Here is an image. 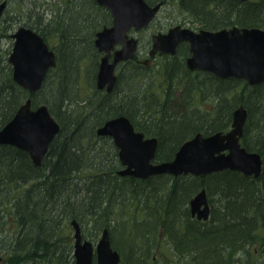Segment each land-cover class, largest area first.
Listing matches in <instances>:
<instances>
[{"label": "trees", "instance_id": "trees-1", "mask_svg": "<svg viewBox=\"0 0 264 264\" xmlns=\"http://www.w3.org/2000/svg\"><path fill=\"white\" fill-rule=\"evenodd\" d=\"M146 1L176 4L183 24L196 30L264 28V0ZM76 2L82 11L70 10ZM63 3L51 10L50 20L40 16L30 24L58 57L41 90L19 86L8 59H0V129L28 97L34 106L47 104L61 126L40 166L28 152L0 143V234L4 210L17 225L1 264H74L72 244L63 237L73 219H88L98 233L108 228L121 264H153L159 244L165 246L160 256L169 260L166 264H264V168L259 177L228 169L200 176H119L118 149L111 137L97 134L106 120L125 114L137 130L158 138L156 162L171 160L196 133L228 129L234 108L242 103L249 109L242 144L264 155V83L250 86L190 71L184 58L188 45L182 44L176 56L159 57L154 67L137 63L136 54L121 65L112 92L99 90L102 54L95 46L96 32L112 23V14L97 0ZM155 75L162 79L163 99L154 88ZM52 76L56 83L48 88ZM84 77L92 84L86 93ZM124 81L128 84L121 88ZM199 95L215 101L221 121L201 116ZM183 107L190 112L181 114ZM203 188L212 203L207 221L193 217L189 207ZM129 213L128 222L122 217Z\"/></svg>", "mask_w": 264, "mask_h": 264}, {"label": "water", "instance_id": "water-1", "mask_svg": "<svg viewBox=\"0 0 264 264\" xmlns=\"http://www.w3.org/2000/svg\"><path fill=\"white\" fill-rule=\"evenodd\" d=\"M97 2L110 10L113 16L112 25L99 30L95 39L96 47L104 53L97 73V87L111 92L117 83V66L132 59L138 49V39L131 37L130 32L147 28L162 8L163 1L155 5L146 0ZM6 5L7 1L0 4V17ZM12 36L16 38L9 56L13 78L22 88L30 92L39 91L49 70L57 66L56 53L42 35L31 28L20 27ZM182 43L189 45L190 55L186 63L191 70L208 71L220 78L243 79L252 86L264 83V28L235 25L217 30H195L177 24L167 32L152 35L149 58L153 59L157 54L175 55ZM118 44L122 46L117 48ZM142 62L147 64L149 59ZM247 118L248 111L240 104L233 112L230 130L209 135L198 132L180 145L173 159L160 162L155 161L158 138L146 137L127 115L109 118L98 127L97 134L112 137L122 165L118 173L122 176L139 179L162 174L200 176L229 169L258 177L263 170L262 155L247 150L240 141ZM60 129V123L49 106L41 104L34 108L32 97H29L0 129V143L28 152L33 163L40 166ZM190 210L192 216L200 220L210 218L211 205L206 188L190 200ZM71 225L74 229V264L121 263L122 255L113 247L108 228L94 243L84 238L77 219H73Z\"/></svg>", "mask_w": 264, "mask_h": 264}, {"label": "rangeland", "instance_id": "rangeland-1", "mask_svg": "<svg viewBox=\"0 0 264 264\" xmlns=\"http://www.w3.org/2000/svg\"><path fill=\"white\" fill-rule=\"evenodd\" d=\"M61 3H63V0H8L6 18H8V17L10 18L11 16L16 15L17 17H19L18 21L23 23L29 19L28 15H27L28 13L32 12V14H36L37 12H40V13L45 12L46 20L48 21L53 17V13H51V10L57 9V7L59 5H61ZM83 7L88 8V5L84 4ZM78 8L81 9V11H82V5L79 4L78 2H76L75 4H73L70 7V10L75 12V10H77ZM179 9L180 8H178L176 6V4H172V3L167 4L161 8L157 17L155 18V20L151 23V25L149 27L145 28L144 30H142L140 32H136L134 30H132L130 32L132 35L138 36L140 38L141 42H140V46H139V50H138L139 57H141V58L149 57L148 51L151 47V43H152L151 38H152L153 34H155L157 32H166L171 26H174L177 24H183V18L180 14ZM4 23H6V21ZM8 26H9V24L3 25V27H6V29L8 28ZM18 26H19V24L15 25V23H14L13 24L14 28L12 30L8 29V31H6V35H4L0 38V53H1L0 56H2L3 59H6V58L8 59L10 56V53L12 51L13 39L8 35L11 32H14ZM187 26H189V25H187ZM51 44L52 43H50V45ZM188 56H189V54L185 55L184 58L186 59ZM160 61H161V59L158 58V56H157L155 58V60L152 62L151 66L154 67L155 62L159 63ZM121 67L122 66L118 67L116 70L118 75H120V72L122 70ZM152 70H155V69H152ZM125 72H127V70ZM54 78L55 77L52 76V79H51L50 84L48 85V88H50V87L54 88V84L56 83V79H54ZM155 78H156V84L154 85V88L157 91L159 97L163 99L164 93H163V89H162V85H161L162 79L159 75H155ZM83 80H85V86L88 85V88L87 89L85 88L86 91H84V93H86L87 91L90 90L92 84L90 85V82H88L87 79H85V77ZM126 84H128V83L124 81L121 85V88L123 86H126ZM208 86H209V84H208ZM48 88H46V90ZM97 89H99V88L97 87ZM99 90L104 91V89H99ZM207 91L209 92V94H207V97H211L210 93H213L212 90L208 89ZM49 92H50V89H49ZM199 99L200 100L197 99V104H199V108H201L203 110L209 103H211L213 105L215 103V101L213 99H211V98L203 99L200 95H199ZM180 109H182V108H180ZM184 133L185 132H183V131L177 132L175 134L176 140L179 141L180 138L184 135ZM212 198L214 199V202H215L216 196L213 195ZM215 204H216V202H215ZM189 207H190V203H189ZM3 214H4V216H3L4 226L2 228L3 233L0 234V237L2 238V241H3V243H2L3 248H5V251H6L7 247L9 246V241H8L9 238L8 237H14L15 235H17V225H16V222L13 220V218L10 216V213L7 209L4 210ZM131 216H133V214L129 213L128 215H124L122 218L126 219L129 222L132 220V218H130ZM195 217L197 218V216H195ZM1 221H2V219H1ZM80 224H81V229H82V233H83L84 238H87V239L93 241L94 243H96L98 241L99 237H101L102 232L100 231L98 233V231H96V229L93 227V225L90 223V221H88V219L81 221ZM1 227H2V225H0V229H1ZM114 235L115 236L117 235L118 239L120 238L119 233H117L116 231H114L113 236ZM63 237H66L67 240H70V242L72 244V248H73V245H74V229H73V226L71 225L70 221L68 222V228H66L65 235ZM163 246H161L159 244V248H158L156 254L154 255V263L153 264H166L169 261V260H167L166 257L160 256V252L165 247V246L164 247ZM0 253L2 254V251Z\"/></svg>", "mask_w": 264, "mask_h": 264}, {"label": "flooded vegetation", "instance_id": "flooded-vegetation-1", "mask_svg": "<svg viewBox=\"0 0 264 264\" xmlns=\"http://www.w3.org/2000/svg\"><path fill=\"white\" fill-rule=\"evenodd\" d=\"M3 1H7V5H6V7H5V9H4V12H3V14H2V16L0 17V38L2 37V36H4V35H6V31H8V29L9 30H12L14 27H13V24L15 23V25H18L19 24V26L16 28V30L14 31V32H11L8 36H10L12 39H13V46H12V51H13V49H14V45H15V42H16V38L15 37H13L12 36V34H14L17 30H19V28L20 27H27V28H31V29H33V30H35L34 28H32L31 26H30V22H33L36 18H38L39 19V17L40 16H43V20L44 21H46V15H45V12H42V13H40V12H37L36 14H32V12L31 13H28L27 15H28V17H29V19L28 20H26L25 22H23V23H21V22H19L18 21V19H19V17H17L16 15H13V16H11L10 18L8 17V18H6V11H7V7H8V0H1L0 1V4L3 2ZM98 3V2H97ZM99 4V3H98ZM104 7V6H103ZM112 19H113V16H112ZM6 21V23H4ZM112 23H113V20H112ZM112 23L110 24V25H106V26H111L112 25ZM7 24H9V26H8V28L6 29V27H3V25H7ZM105 27V26H104ZM104 27H102L101 29H103ZM100 29V30H101ZM36 32H38L37 30H35ZM99 31V30H98ZM97 31V32H98ZM97 32H96V34H97ZM39 33V32H38ZM40 35H42L41 33H39ZM130 36L132 37V36H134V35H132L131 33H130ZM42 37L44 38V36L42 35ZM134 37H136L137 39H138V46H140V38L138 37V36H134ZM45 39V38H44ZM96 39V38H95ZM151 40H152V38H151ZM45 41H46V39H45ZM48 44H49V47L51 48V49H53L54 51H55V49L53 48V46L52 45H50V43L48 42V41H46ZM152 44V43H151ZM183 44H186V43H183ZM96 46V45H95ZM122 46V44H118L116 47L117 48H120ZM97 48V47H96ZM98 49V48H97ZM188 50H189V45H188ZM12 51H11V53H12ZM99 51V50H98ZM100 52V51H99ZM113 52L114 51H112V54H111V57H110V60H112V58H113ZM10 53V54H11ZM55 53H56V51H55ZM101 54H102V56L104 55V53L103 52H100ZM1 54V53H0ZM137 55H138V52H137ZM189 55H190V51H189ZM164 56H167V54L166 55H162L161 57H164ZM169 56V55H168ZM56 57H57V53H56ZM135 58V57H134ZM0 59H2L1 58V56H0ZM8 60H9V58H8ZM101 60V59H100ZM132 59H130V60H127V61H123V62H120V64L117 66V68L118 67H120L122 64H124V63H126V62H128V61H131ZM136 61H137V63H139V64H143V63H141L140 61H139V58H136ZM154 60H150L149 59V62H147V65H149V66H151L152 65V62H153ZM9 63H10V61H9ZM11 64V63H10ZM146 64V63H145ZM57 65H58V57H57ZM187 65V64H186ZM11 67H12V76H13V65L11 64ZM57 67V66H56ZM55 67V68H56ZM187 67V66H186ZM55 68H52V69H50L49 70V72H48V74H47V76L49 75V73L53 70V69H55ZM117 68H116V70H117ZM188 69V68H187ZM188 70H190V71H193V72H201V73H205V74H210V75H213V76H215V77H217V78H219V79H226V78H220V77H218V76H216L215 74H213V73H211V72H208V71H204V70H191V69H188ZM117 73V72H116ZM47 76L45 77V80H46V78H47ZM117 77H118V74H117ZM234 79H236V78H234ZM238 80H241V79H238ZM243 80V79H242ZM245 81V80H244ZM45 82V81H44ZM117 82H118V78H117ZM117 84V83H116ZM43 88V87H42ZM41 88V89H42ZM40 89V90H41ZM26 90V89H25ZM28 91V90H27ZM28 92H30V91H28ZM36 92H38V91H36ZM241 104V103H240ZM240 104H238L237 106H239ZM236 106V107H237ZM213 107H214V105L213 104H211V103H209L205 108H204V110H207V111H209V110H212L213 109ZM235 107V108H236ZM234 108V109H235ZM249 116V115H248ZM247 120H248V118H247ZM232 121L233 120H231V123H230V126L228 127V129H226V130H222V131H224V132H226V131H228V130H230L231 129V127H232ZM246 123H247V121H246ZM245 126H246V124H245ZM221 131V130H220ZM244 133H245V128H244ZM152 137V136H151ZM243 137H244V134H243V136L241 137V139H240V141H241V143H242V139H243ZM243 145V144H242ZM248 150V149H247ZM250 151V150H249ZM263 168H264V161H263ZM229 170V169H228ZM208 197H209V195H208ZM209 202H210V205H211V209H212V203H211V200H210V198H209ZM4 258V257H3ZM3 261V260H2Z\"/></svg>", "mask_w": 264, "mask_h": 264}, {"label": "bare ground", "instance_id": "bare-ground-1", "mask_svg": "<svg viewBox=\"0 0 264 264\" xmlns=\"http://www.w3.org/2000/svg\"><path fill=\"white\" fill-rule=\"evenodd\" d=\"M153 100L151 99V100H149V103H147V104H150L151 105V108H152V105H153ZM244 105V104H243ZM245 106V105H244ZM246 107V109H247V111H248V115H249V109H248V107L247 106H245ZM235 110V109H234ZM234 110H233V112H234ZM187 112H190L189 111V109L187 108V107H183L182 109H181V114H187ZM200 114H201V116H205V117H208L210 120L211 119H218V121H221L222 119H219L218 117L220 116V114H221V112L219 113V108L218 107H216L215 109H213V110H209V111H207V110H204V111H200ZM232 120H233V113H232ZM132 121V120H131ZM212 122V121H211ZM213 123L215 124L216 122L215 121H213ZM144 133V132H143ZM145 134V133H144ZM145 136L146 137H151V136H147L146 134H145ZM193 137V136H192ZM191 137V138H192ZM258 152V151H257ZM260 153V152H259ZM261 155H262V159H263V161H264V155L262 154V153H260ZM121 169V168H120ZM120 169H118V171L120 170ZM118 171H117V174L119 175V176H122V175H120L119 173H118ZM232 171H238V170H232ZM239 172H241V171H239ZM262 172H263V170H262ZM244 174V173H243ZM262 174V173H261ZM260 174V175H261ZM245 175V174H244ZM259 175V176H260ZM247 176V175H246ZM258 176V177H259ZM24 211V210H23ZM0 213H1V211H0ZM0 239H2V238H0ZM3 241L2 240H0V252L2 251V254L0 253V256L3 258L4 257V251H5V248H3Z\"/></svg>", "mask_w": 264, "mask_h": 264}]
</instances>
